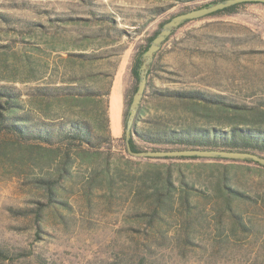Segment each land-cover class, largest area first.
I'll return each mask as SVG.
<instances>
[{"label": "rangeland", "instance_id": "rangeland-1", "mask_svg": "<svg viewBox=\"0 0 264 264\" xmlns=\"http://www.w3.org/2000/svg\"><path fill=\"white\" fill-rule=\"evenodd\" d=\"M208 1L0 0V84L21 90L24 100L31 87L72 73L85 82L110 78L112 138L96 157L75 159L58 209L48 212L38 232L30 216L15 215L9 207L28 210L44 201L32 179L52 172L55 160L40 168L23 154L14 162L0 156V245L15 254L13 261L0 264H264V167L229 158L135 156L124 148L136 45L183 5ZM101 13L112 20L101 19ZM93 30L99 31L86 37ZM89 52L101 58L82 62L80 54ZM29 64L41 79L28 80ZM155 65L156 90L200 89L264 107V3L187 20L162 46ZM142 106L141 118L158 122L190 114L177 99L160 93L147 95ZM153 164L158 169L170 164L175 182L181 178L204 194L196 197L204 220L190 231L189 242L178 236L176 220L165 224L162 237L146 236L144 222L136 220L131 190ZM225 165L228 184L249 197L232 202L238 218L224 212L215 191Z\"/></svg>", "mask_w": 264, "mask_h": 264}, {"label": "trees", "instance_id": "trees-1", "mask_svg": "<svg viewBox=\"0 0 264 264\" xmlns=\"http://www.w3.org/2000/svg\"><path fill=\"white\" fill-rule=\"evenodd\" d=\"M217 1L219 0H209L197 7L207 6ZM247 3L257 2L235 3L208 15L231 13ZM197 7L185 4L180 12ZM154 12L160 13L162 10ZM100 18L112 20L107 13H101ZM61 19L67 20V18ZM167 19L163 20L144 42L136 45L130 65L132 87L129 103L137 86L138 66L142 61V53ZM185 22L183 21L180 25ZM174 30L162 42L148 65L146 88L128 138L130 148L133 151L180 148L239 150L264 157V107H248L233 100L228 101L220 93L200 89L156 90L153 87L152 73L156 67V57ZM98 31L93 30L86 37H93ZM121 32L118 33L121 34ZM80 56L81 61L87 63L101 58L100 54L92 52L82 53ZM27 68L28 80L42 78L41 75H36V69L32 67V64L27 65ZM110 86V78L106 81L100 79L99 82V79L95 78L94 81L90 77L88 82H85L82 77L72 73L66 79L59 77L57 80L44 81L31 87L22 100L21 90L14 86L0 84V156L14 162L24 155L27 160L40 168L53 160L56 163L52 172L32 179L33 186L40 189L44 201H36V204L28 210L9 207L15 215L30 216L36 232L42 228L48 212L58 209L57 203L60 202L58 197L65 189L63 181L71 175V165L75 159L96 157L100 154L98 148L112 140L108 117ZM148 89L151 90L149 93ZM152 93L174 97L182 106L188 108L190 114L181 119L182 115L178 113L175 118L169 119V122L142 119L144 113L142 102ZM127 113L128 108L124 110V124ZM201 116L206 120L203 125L199 123ZM212 120L226 123L217 125L213 124ZM142 144L143 148L140 146ZM124 148L127 150L126 145ZM15 150L20 153L15 154ZM163 167L164 169H158L156 164H153L149 171L143 172L140 183L131 190L132 201L136 204L134 215L137 221L144 222L146 236L150 234L164 236L167 229L165 224L176 220L179 227L178 236H181L184 242H189L190 231L195 224L204 220L199 204V198L204 197V194L194 184H189L181 178L175 182L170 164H164ZM228 172L225 165L221 172L220 183H216L215 191L222 199V206L226 209L224 212L238 218L240 214L233 208L232 202L245 201L249 197L228 184ZM196 197L199 198L196 199ZM14 255L9 248L0 245V263L13 261Z\"/></svg>", "mask_w": 264, "mask_h": 264}, {"label": "water", "instance_id": "water-1", "mask_svg": "<svg viewBox=\"0 0 264 264\" xmlns=\"http://www.w3.org/2000/svg\"><path fill=\"white\" fill-rule=\"evenodd\" d=\"M256 1L264 3V0H219L207 6H200L184 12H179L168 18L162 23L158 32L151 39L148 47L142 53V61L138 66V81L135 91L133 92L131 101L128 106V113L125 121L124 136L127 151L135 156L145 157H218L240 160H251L264 166V157L253 152L239 150H222V149H199V148H180V149H160V150H140L133 151L129 145V135L131 125L137 112L141 97L144 93L147 84L148 65L152 61L154 54L159 50L162 42L178 27L183 21L198 18L229 5L243 2Z\"/></svg>", "mask_w": 264, "mask_h": 264}]
</instances>
